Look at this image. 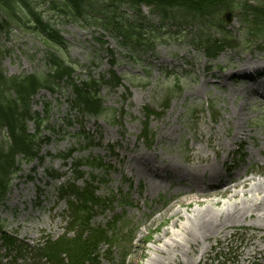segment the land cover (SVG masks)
<instances>
[{"label": "rangeland", "instance_id": "rangeland-1", "mask_svg": "<svg viewBox=\"0 0 264 264\" xmlns=\"http://www.w3.org/2000/svg\"><path fill=\"white\" fill-rule=\"evenodd\" d=\"M27 1L59 31L66 49L57 48L28 27L13 25L6 34H0L3 52L0 65L6 78L45 75L48 71L44 61L46 52H54L75 64L78 78L84 79L90 74L97 79L109 72L121 78V86L112 91L102 87L99 94L108 116L116 112L114 124L107 118L95 120L73 112L68 105L70 93L65 85L53 95L42 91L33 99L31 107L32 112L39 114H43L44 102L50 107L45 123L53 131L45 133L50 142L42 147L41 155L55 156L74 148L75 159L97 157L110 169L104 175L84 167V177L76 183L79 188L84 185L95 188L96 196L108 199L109 203L115 196L107 211L94 208L93 226L106 228L112 217H122L114 227V233L111 232L116 236L117 244L100 246V264H112L111 259L118 262L120 252L126 249L123 236L130 229L134 232L131 234L133 241L127 247L123 264H151L150 260L161 259L156 249L168 243L177 244L168 252V260L172 264H241L246 252L252 254L257 264H264V230L252 229L253 220L230 225L218 236L206 241L200 239L196 245H186L181 237L173 236L178 230L172 228L176 217H166L171 211L164 210L177 191L188 194L183 185L186 183L177 180L176 170L188 164L187 158L192 151L209 161L213 160L214 153H217L218 160L225 157V166L230 169L225 179H236L241 174L243 177L244 172H247L245 177L255 175L253 178L256 180L264 177V99H257L253 95L252 83L245 82L240 74L233 72L239 60L256 63L264 71V50L256 44L245 46L246 32L242 29L237 9L229 11L232 14L229 24L222 23L236 40L237 47L227 49L214 61H209L193 41L203 32L198 26L182 28L178 32L162 30L151 33L148 36L152 40V48L135 54L120 48L114 39L92 23L61 18L58 13L49 11L46 0ZM233 1L242 3L245 0ZM248 1L250 5L247 6H255L259 0ZM119 12L126 17L131 15L125 7ZM141 12L149 17L151 25L159 24L151 18L146 7H142ZM210 37L220 38L214 28H210ZM109 51L113 57L109 56ZM168 90L172 96L164 111L163 101ZM260 92L264 97V89ZM145 107L155 113L149 119L148 131L153 136L149 147L137 139L142 130ZM32 127L31 123L27 124L29 132H32ZM82 129L89 134L93 146L86 148L78 138ZM236 133L238 137L233 141ZM216 140L226 150L219 147L217 151ZM110 146L114 148L112 152L108 149ZM150 163L156 166L169 164L171 168L166 172L158 171L160 177L155 178L143 166L150 167ZM69 165L62 167L61 162L55 159H45L42 165L38 162L21 165L19 173L12 178L5 204L0 207L1 236H12L19 243L32 247L42 236L57 238L63 234L65 225L60 216L66 208L65 203L58 202L56 188L71 180ZM49 170L64 173V179L53 182L47 176ZM94 177L101 182L93 181ZM121 196L125 197L126 204L122 203ZM219 201L222 203L226 199ZM173 209H178L177 202ZM192 209H197V206ZM179 211L184 218L188 215L183 208ZM166 229L171 239L168 235L157 242ZM4 252L0 247V254ZM107 252L112 254L111 257L106 255ZM13 255L7 252L6 258H1V264L10 259V264L32 262L14 260ZM198 257L200 260L196 263ZM249 261L251 258L247 263Z\"/></svg>", "mask_w": 264, "mask_h": 264}, {"label": "trees", "instance_id": "trees-1", "mask_svg": "<svg viewBox=\"0 0 264 264\" xmlns=\"http://www.w3.org/2000/svg\"><path fill=\"white\" fill-rule=\"evenodd\" d=\"M45 4L49 11L58 13L61 18L92 23L111 36L120 48L135 54L152 48L153 43L148 36L151 33H159L162 30L170 33V30L181 31L182 28L192 29L193 26H198L205 34L200 32L193 41L209 61H214L226 49L237 47L236 40L223 27L220 18L221 12L237 9L242 29L246 32L245 46L256 44L264 50V0L257 1L255 6H247L250 5L248 0L242 3L233 0H46ZM122 7L129 10L131 15L126 17L119 12ZM142 7L149 10L151 18L156 20L158 25L149 23V17L142 15ZM28 18L31 19L30 22ZM27 24L31 25V29L40 37L59 49L66 47L59 32L43 15L33 9L27 0H0V33L6 32L12 25ZM210 28L216 29L220 38H211ZM1 56L0 50V60ZM44 61L48 71L42 76L28 75L7 79L0 69V134L3 137L0 140V204L7 192L10 176L17 172L19 161L29 163L35 159L39 160L40 149L46 143L41 133L46 128L49 106L44 105L45 117L31 111L32 99L39 91L54 93L56 88L64 83L70 89L71 96L68 101L72 110L84 116L111 118L112 122L114 121L112 117L115 112L108 116L107 109L103 107L99 97V90L103 86L110 90L119 87L121 78L110 72L107 78L102 75L100 80H95L88 75L85 80L76 83V65L52 52L45 53ZM170 93L168 90L164 96V110L167 109L172 96ZM143 115L145 121L142 123L138 139L149 146L152 137L148 131V122L155 113L145 107ZM28 122L34 126L33 134L27 130ZM73 153L74 150L71 149L53 158L60 159L63 165L71 160L75 180L83 177L79 170L85 164L102 167L100 161L95 159L78 161L72 158ZM49 176L53 179L60 178L53 173ZM57 194L60 199L67 201L71 215L69 226L72 231H76V235L72 239L64 236L55 242L43 240L38 248L39 255L54 264H100L99 247L106 243L111 246L117 244L116 236L114 238L111 232L114 233L119 218L115 217L105 229L90 227L94 207L100 206L105 210L108 205H105L106 201L97 198L94 188L88 185L78 188L74 183H68L59 187ZM130 240L131 237L125 238L126 246ZM9 244L13 245L14 242L10 240ZM16 248H19L20 252L25 251L20 245ZM124 259L122 254L121 264Z\"/></svg>", "mask_w": 264, "mask_h": 264}, {"label": "bare ground", "instance_id": "bare-ground-1", "mask_svg": "<svg viewBox=\"0 0 264 264\" xmlns=\"http://www.w3.org/2000/svg\"><path fill=\"white\" fill-rule=\"evenodd\" d=\"M237 63L238 66L233 68V72L240 74L242 79L250 81L252 83L251 88L255 89L253 95L257 99H261L262 92L260 90L264 89V79L258 80L262 79L261 76L264 75V71L260 70L261 66H256V63L246 60H239ZM253 73H256L255 77L249 76ZM234 137L233 141H236L237 133ZM215 145L217 151L219 147L223 146L218 140H216ZM221 149L226 150L224 147H221ZM227 154L229 155L230 152ZM187 163L184 168H177L176 172L178 175L177 180L186 183L183 185L188 189V194L183 195L180 191H177L174 198L164 206L165 211H171V214L166 217H176L172 221V228H178V230L174 232L173 236L181 237L186 245H196L200 239L206 241L212 236L216 237L228 226L244 222L247 219L253 220L254 226H250L252 229L264 230V177L262 180H256L253 178L255 175L245 177L247 172H244V178L241 174L237 175L236 179L234 177L225 179V177H228L225 175L229 168L225 166V157L218 160L217 153H214L213 160L209 161L207 157L200 158L197 152L192 151L190 158H187ZM143 166L155 178L160 177L157 175L158 171L166 172L171 168L169 164L156 166L150 163V167L146 164ZM175 166L177 167V165ZM171 179L175 180L172 177ZM237 198L241 199L236 202H229ZM220 199H226V201L221 203ZM176 202L178 209L174 210L173 207ZM194 205L197 206V209H192ZM215 207H218V209H215ZM180 208L185 209L188 213L185 218L180 215ZM168 235L171 239L170 232L166 229L163 231L162 238L158 237L156 241L160 242L163 237ZM176 247L177 244H163L162 247L156 249V254L161 255V259H152L150 263L172 264L168 260V252ZM252 247L255 249L254 244ZM256 247H258L257 243ZM250 258L251 261L247 263ZM252 258V254L246 252L241 259V264H257L255 259ZM198 260H200L199 257L196 258V263Z\"/></svg>", "mask_w": 264, "mask_h": 264}, {"label": "water", "instance_id": "water-1", "mask_svg": "<svg viewBox=\"0 0 264 264\" xmlns=\"http://www.w3.org/2000/svg\"><path fill=\"white\" fill-rule=\"evenodd\" d=\"M223 21L225 23H229L231 21V15L228 12L224 14Z\"/></svg>", "mask_w": 264, "mask_h": 264}]
</instances>
